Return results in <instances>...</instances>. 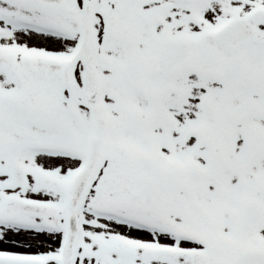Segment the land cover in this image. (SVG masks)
Listing matches in <instances>:
<instances>
[{
    "label": "snow or ice",
    "instance_id": "snow-or-ice-1",
    "mask_svg": "<svg viewBox=\"0 0 264 264\" xmlns=\"http://www.w3.org/2000/svg\"><path fill=\"white\" fill-rule=\"evenodd\" d=\"M0 264H264V0H0Z\"/></svg>",
    "mask_w": 264,
    "mask_h": 264
}]
</instances>
